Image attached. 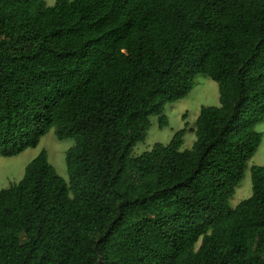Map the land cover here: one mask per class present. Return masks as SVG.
Listing matches in <instances>:
<instances>
[{
	"label": "trees",
	"instance_id": "16d2710c",
	"mask_svg": "<svg viewBox=\"0 0 264 264\" xmlns=\"http://www.w3.org/2000/svg\"><path fill=\"white\" fill-rule=\"evenodd\" d=\"M199 76L219 88L138 157L151 118ZM264 0H0V155L55 129L69 184L42 151L0 191V264H264Z\"/></svg>",
	"mask_w": 264,
	"mask_h": 264
},
{
	"label": "rangeland",
	"instance_id": "374dc122",
	"mask_svg": "<svg viewBox=\"0 0 264 264\" xmlns=\"http://www.w3.org/2000/svg\"><path fill=\"white\" fill-rule=\"evenodd\" d=\"M48 7H53L56 0H45ZM73 1V0H71ZM220 105V94L218 85L208 77L199 76L193 91L183 100L177 101L166 107L165 115L169 124L161 129L157 117L151 118V128L148 131L146 140L139 143L133 151L132 156L138 157L150 151L154 145H168L174 135L185 129L188 132L184 138L182 150H190L196 141L193 130L200 115L202 107H218ZM256 131L263 135L262 144L255 156L249 161L245 177L236 188L234 196L229 205L236 208L242 201L248 200L253 195L251 169L252 167L264 166V123L256 127ZM74 140H59L55 129H52L44 136L35 149H28L22 154L5 158L0 155V191L9 189L18 184L24 177L26 167L37 158L42 151L48 155L50 164L55 168L57 174L69 184V173L66 164L68 150L75 147Z\"/></svg>",
	"mask_w": 264,
	"mask_h": 264
}]
</instances>
